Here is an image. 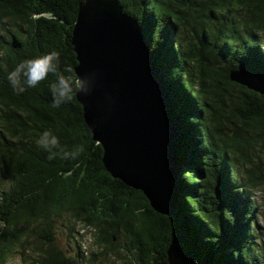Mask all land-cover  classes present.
<instances>
[{"label": "trees", "instance_id": "16d2710c", "mask_svg": "<svg viewBox=\"0 0 264 264\" xmlns=\"http://www.w3.org/2000/svg\"><path fill=\"white\" fill-rule=\"evenodd\" d=\"M82 1L0 0V264H169L176 233L197 264H264V197L255 199L264 190V93L229 77L264 71V0H119L158 53L181 122L176 218L107 171L77 90L53 107L52 74L19 94L7 79L21 61L52 52L77 78ZM44 131L60 142L52 159L36 143ZM78 226L95 248L77 240Z\"/></svg>", "mask_w": 264, "mask_h": 264}, {"label": "water", "instance_id": "95a60500", "mask_svg": "<svg viewBox=\"0 0 264 264\" xmlns=\"http://www.w3.org/2000/svg\"><path fill=\"white\" fill-rule=\"evenodd\" d=\"M72 43L77 77L88 76V94L76 91L103 163L113 177L142 190L158 213L178 217L182 193L181 122L158 53L138 20L119 0H84ZM232 81L264 93V71L231 69ZM169 264H197L180 233Z\"/></svg>", "mask_w": 264, "mask_h": 264}, {"label": "clouds", "instance_id": "9594fccd", "mask_svg": "<svg viewBox=\"0 0 264 264\" xmlns=\"http://www.w3.org/2000/svg\"><path fill=\"white\" fill-rule=\"evenodd\" d=\"M58 57L55 52L37 55L35 58L26 59L17 64L12 71L7 74V79L13 89L19 94L28 87H36L41 81L46 80L49 74L55 77V81L50 83L52 92L53 107H60L72 99L74 90L88 94L92 88V80L88 76L74 78L73 69L65 66L63 70L58 69ZM68 73L69 75H65ZM37 145L49 153V159L57 155L55 149L60 147L59 139L51 131H44L36 141ZM69 153H64L67 158Z\"/></svg>", "mask_w": 264, "mask_h": 264}, {"label": "rangeland", "instance_id": "374dc122", "mask_svg": "<svg viewBox=\"0 0 264 264\" xmlns=\"http://www.w3.org/2000/svg\"><path fill=\"white\" fill-rule=\"evenodd\" d=\"M255 196H256L255 199H257L259 202L262 201L263 197H264V190H258L255 193ZM259 223H260L261 228H262V234L263 235L261 237H262V240L264 242V219H262L260 217ZM77 230L80 233V235L77 236V240L82 241V243H84L85 248H88V246L91 247V249L96 247L95 244L93 243V234H90V232H88L89 231L88 229L86 230V229L82 228V226H78ZM61 244L63 247H66V249H68V246H67L68 239L66 240V239L62 238ZM87 244H88V246H87ZM7 264H26V263H24L18 257H13Z\"/></svg>", "mask_w": 264, "mask_h": 264}]
</instances>
